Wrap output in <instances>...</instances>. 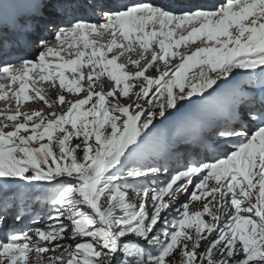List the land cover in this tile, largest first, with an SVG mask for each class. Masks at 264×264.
Here are the masks:
<instances>
[{"label":"snow or ice","instance_id":"6c2138e0","mask_svg":"<svg viewBox=\"0 0 264 264\" xmlns=\"http://www.w3.org/2000/svg\"><path fill=\"white\" fill-rule=\"evenodd\" d=\"M42 4L35 24L22 25L15 41L41 48L36 59L23 60L21 71L0 63V79L19 83L15 93L0 86V100L14 96L17 103L16 113L6 117L10 123L0 125V264H32L33 255L36 264H45L40 257L48 253L53 255L47 264H264V96L236 93L205 158L158 186L153 182L161 169L137 159L156 124L183 107L182 101L208 102L221 82L230 83L241 70L264 74V0H181L175 7L160 0ZM96 10L105 21L100 25L83 15ZM69 18L71 26L61 27ZM50 25L62 49L65 43L80 49L82 42L84 50L65 60L41 35ZM100 29L112 40L98 46L91 37L102 35ZM186 29L187 36L171 42ZM158 38L160 50L149 61ZM205 38L210 46L192 54L174 51ZM137 44L140 59L119 63ZM6 45L0 29V49ZM117 49L119 55L109 59ZM49 57L61 62L49 63ZM170 58L180 61L172 70ZM158 62V75H147ZM129 66L136 71L128 72ZM84 68L90 69L87 76ZM104 77L114 82L107 92ZM57 80L58 105L67 104L60 112L35 87H55ZM68 94L77 99L66 100ZM121 98L132 102L124 106ZM36 100L49 115L20 110ZM180 193L189 203L175 204ZM9 201L16 208L12 222L27 221V227L6 233ZM191 202L202 208L190 210Z\"/></svg>","mask_w":264,"mask_h":264},{"label":"rangeland","instance_id":"374dc122","mask_svg":"<svg viewBox=\"0 0 264 264\" xmlns=\"http://www.w3.org/2000/svg\"><path fill=\"white\" fill-rule=\"evenodd\" d=\"M89 51L91 50L89 49ZM150 60L151 57L149 61ZM179 63V59L173 60V62L171 63V68L169 70L174 69ZM154 67V73H149V76H153V78L158 75L155 69L162 67V62H158L157 65H155ZM83 71L85 76H87L90 72V69L84 68ZM135 71L136 70H132L131 73H134ZM243 72L244 71L241 70L240 75L235 80H230V83L225 84L224 82H221V85L218 87L213 97L210 98V103L204 102L202 98L195 97L193 98V101H182L181 103L184 105L180 108L182 109V111L180 113L172 115L166 122L155 128V131L153 132L152 136L145 142V144L138 152L137 159L139 161H145L144 163H149L155 167L160 168L161 172L159 175H162V171L165 170L166 173L165 175H163V177L168 175V173H170L171 175L174 171L181 169L190 162H195L204 159L205 154L210 150L212 140L215 139V137H213L212 135L213 131L218 127L222 126L223 123V121L220 122V124L218 123V120H214V118H216V114H218L214 109V115L209 111L212 109V107H214L215 104L220 107L221 102L224 103L228 101L226 98H220V95L225 94V92H227L229 88H236L235 83L241 82L242 78H244L245 76H247L250 80L249 82H247V84L245 83L242 87V90H244L243 92L250 93L255 96H257V93L264 92V85L258 83L260 80H258V82H255V80L251 78L253 77V72ZM66 75L69 76V78H73L70 72L66 73ZM102 81L105 92L112 89V83L107 77L102 78ZM43 85L46 86V84ZM83 86L85 88L89 87L87 79L83 82ZM139 87L140 86L138 84L137 88L133 91H139ZM96 90L99 91V87H97ZM52 91L53 93L43 94L56 105L55 110L57 112L66 110L67 104H65L63 108L58 105V96L61 95L62 92L61 89L58 88L57 84L55 87L53 86ZM29 94L34 96V93ZM86 95L87 93H83L80 95L79 98L84 99L86 98ZM215 97H217L218 99L216 103ZM75 99H77V97L72 96L70 94L66 95V100ZM131 102L132 100L130 99H128V101H125L122 98L120 99V103L122 105H128ZM209 106L210 108L205 111L204 108H208ZM38 108L45 116L49 115L51 111L47 106L44 105L43 102L40 101L38 104ZM32 113L34 112L32 111V109H30V114ZM201 113H206V116L202 115ZM200 114L202 119L201 122L198 119V116ZM11 130V128L7 129V131ZM143 158H145V160ZM180 203H189L188 197L185 196V194L183 193H180L177 197V200L175 201V204L177 205ZM9 205L11 210L6 213L9 218V227L5 230L6 233H10L12 231H19L20 229L27 227V221L24 224H15L12 222L11 217L13 212L16 211V208L11 207V201H9ZM201 208L202 205L199 202L190 203V210L192 211L200 210ZM51 255H53V253H48L46 256L40 257V259L44 260L45 264H47V257ZM36 259V256L33 255L32 264H36Z\"/></svg>","mask_w":264,"mask_h":264},{"label":"bare ground","instance_id":"6f19581e","mask_svg":"<svg viewBox=\"0 0 264 264\" xmlns=\"http://www.w3.org/2000/svg\"><path fill=\"white\" fill-rule=\"evenodd\" d=\"M34 1L38 7L43 6L42 0H34ZM213 1H215V0H211L210 3H213ZM32 3H33V0H0V29H2L4 31H8L12 36L15 35L16 37H18L19 31L17 30L18 26L16 23L18 20V16H19L20 12L24 11V9H22V8H24L28 5L30 6ZM123 4H129V3L125 2ZM38 11L40 12V10H38ZM47 11L49 13L51 12L50 9H48ZM84 17L88 20V22L93 23V24H97V25H100V24L105 22L104 19L97 18L96 16L91 14L89 11L85 12ZM18 25H20V23H18ZM70 26H71V24H70V20H69L67 23V27H70ZM197 26L199 27L200 25L197 24ZM156 27L158 28V25ZM151 29H152V26L150 25L149 30L151 31ZM100 31H101L102 35L92 36L91 39L97 41L98 46L101 44H108L112 40L111 33L110 32L105 33L103 29H100ZM184 31H185V33H184ZM189 31H191V29L179 31L177 33V36L174 37L173 41H171V42H174L175 39H179L181 36H187ZM233 34L234 35L238 34V30L233 29ZM159 39H162V38H158L157 41H154L152 48L148 51V53H147L148 60L150 59V57L153 55L154 52H158L160 50L159 44H158ZM23 42H21V41L19 43L14 42L12 44V46H14V47L20 46L21 48H24L26 50L25 55L19 57L18 60L14 61V63H13V65L18 66V68H16V71L22 70V61L23 60L34 61L36 59V57L38 56L39 52L42 50L41 48H37L36 50H29L26 47L25 42L24 43ZM71 42H72L71 39H69L68 43H71ZM118 42L124 43L123 38L121 37ZM47 46L55 48L57 51L61 52V54L65 60L75 59L77 51H83L84 50L82 42H81L80 49L72 48L69 50L67 48V43L64 44L63 49H62L60 42L57 41L55 39V37H49L47 39ZM207 46H210V45L207 44L206 38H205V39L199 40L196 43H189L185 46H181L179 49H174V51H176L180 54H183V55H189V54L194 53L198 49H200L202 47H207ZM135 48H136L135 52L126 53L124 56H122L120 58V60L118 62L121 64H128L130 60L140 59L141 54H142V50L140 49L138 44L135 45ZM6 51H10V49H6ZM69 51H71V53H72L71 55L68 54ZM120 51H121L120 49L114 50L113 53L109 54L108 58L111 59L114 56L119 55ZM85 59H87V58H85ZM60 62L61 61H59L58 59L49 57V63L56 64V63H60ZM172 62H173V60H171V58H170V63H172ZM145 66H146V64L142 62L141 63V69ZM153 69L150 70L149 73H154ZM132 70H136V69L133 66H129L127 68V71L130 73L132 72ZM149 73H147V75H149ZM70 74L73 76V74L71 72H70ZM32 75H33V78L35 81L39 78V76L41 74L37 71V72H34ZM0 80H2V82L0 83V86H2L5 91L12 93V91H11L12 87H15L17 90H19V83H17L15 86H12L10 80H8V79H0ZM43 84L44 83L35 84V87L43 89L44 90L43 93H53V91H52L53 85L52 84L48 83V85H46V86ZM242 87H243V85L236 86V88H234V89L229 88V90L227 92H225V94H222L223 96L220 95V98H226L228 101L224 102L223 105H220V107H217L216 104L214 105L213 109L216 111V113H218V114H216L217 119L215 118L214 120H216V121L218 120V122L223 121V123L225 122V120L227 119L228 107H229L230 103L232 102V100H234L236 98V93L244 91V90H242ZM0 94H3V93H0ZM38 104H39L38 100H36L32 103L23 104L22 107L20 108V110L23 112H27L29 114H30V109H32L33 112L40 111L38 108ZM16 111H17V103H16V99L14 96L12 98L7 99V100H0V125H3L5 123H10L9 121H7L6 117L8 115L15 114Z\"/></svg>","mask_w":264,"mask_h":264},{"label":"trees","instance_id":"16d2710c","mask_svg":"<svg viewBox=\"0 0 264 264\" xmlns=\"http://www.w3.org/2000/svg\"><path fill=\"white\" fill-rule=\"evenodd\" d=\"M257 71H259L260 72V70H257ZM114 83V82H113ZM261 83H264V77L262 78V80H261ZM125 99V98H124ZM125 100H128V99H125ZM181 108V107H180ZM180 108H179V110H180ZM172 112H173V114H174V112H175V110H171ZM164 122V121H163ZM163 122H161V123H163ZM161 123H157L156 124V126H158V125H160ZM163 172V174H165L166 172L165 171H162ZM168 173V172H167ZM169 177V174L168 175H166L165 177H156V179H155V181L153 182L154 183V185H156V186H158L159 184H161L162 182H164L167 178ZM42 207V209H43V206H41ZM49 211H51V209H48Z\"/></svg>","mask_w":264,"mask_h":264}]
</instances>
